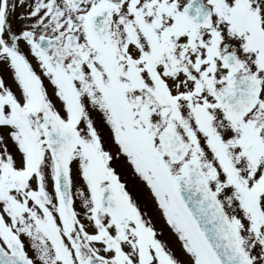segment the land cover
<instances>
[{
  "label": "snow or ice",
  "instance_id": "1",
  "mask_svg": "<svg viewBox=\"0 0 264 264\" xmlns=\"http://www.w3.org/2000/svg\"><path fill=\"white\" fill-rule=\"evenodd\" d=\"M0 264H264V0H0Z\"/></svg>",
  "mask_w": 264,
  "mask_h": 264
}]
</instances>
